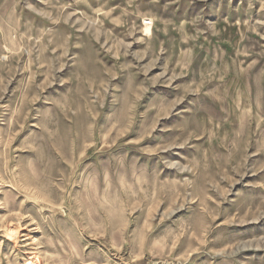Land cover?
Instances as JSON below:
<instances>
[{
    "label": "rangeland",
    "instance_id": "374dc122",
    "mask_svg": "<svg viewBox=\"0 0 264 264\" xmlns=\"http://www.w3.org/2000/svg\"><path fill=\"white\" fill-rule=\"evenodd\" d=\"M0 264H264V0H0Z\"/></svg>",
    "mask_w": 264,
    "mask_h": 264
}]
</instances>
